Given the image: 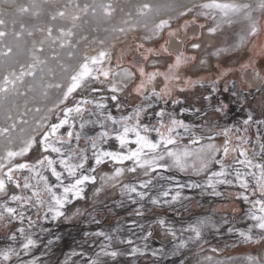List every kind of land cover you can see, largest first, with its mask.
<instances>
[{"label": "snow or ice", "instance_id": "6c2138e0", "mask_svg": "<svg viewBox=\"0 0 264 264\" xmlns=\"http://www.w3.org/2000/svg\"><path fill=\"white\" fill-rule=\"evenodd\" d=\"M75 7L79 8V5ZM87 7L85 5L83 10H86ZM195 7L200 10L198 14L205 18L211 17L213 20L219 18L216 26L209 28V32L213 34L221 25H231L234 22V17L243 16L246 18L250 22L249 28L246 35L240 36L237 46L244 44L251 37H256L259 32L257 21L251 15L254 9L250 3L239 2V0H203ZM35 8V5L20 6L18 12L20 14L32 12L33 15H39ZM101 8L105 16H111L113 9L110 4L101 5ZM150 8L151 6L148 4L143 5V9ZM256 9L264 12V0H258ZM192 11V8H187L180 15L186 16ZM68 16L67 11L59 10L51 15V20L65 19ZM79 18V15L71 14L72 21ZM195 23V18L185 20L182 28L187 31L189 25ZM200 27L203 28L204 25L201 24ZM5 28L6 21L0 18V40L9 35ZM20 29L18 32L13 31L16 40H20L25 33L23 24L20 25ZM165 29H168L167 34L169 36L177 34L171 30L170 21L166 19H161L151 31L153 35H158ZM39 30L45 32L46 39L52 40V43L61 40L60 47L62 48L65 46L62 38L73 34L70 29L65 30L61 27L58 29L60 36L52 39V27ZM115 30L125 31L124 28ZM27 35L32 36L33 32L27 31ZM151 38L148 37V39ZM193 39H196V37H193ZM43 43V40L40 41L41 46L36 47L35 42H33L30 63L21 64L18 71L12 69L0 76V97L6 98L9 93L16 91L17 83H24L26 76L33 78L36 76L37 65L45 63L37 55V53L44 51ZM199 47L200 44L198 43L192 44L193 49ZM136 51L140 53L144 61H147L149 56L153 54L173 55L167 47V41L160 46L159 53H155L152 48H145L143 44L137 45ZM12 53L13 48L8 46L5 51L0 52V55L8 57ZM219 54L220 52H217V55ZM195 59L194 56L189 57L180 52L174 56L173 62L168 64L166 72H160L159 70L146 72L143 66L137 67L140 82L135 85L133 90L149 103L146 106L143 103L137 105L130 115L119 118L113 116L110 111H107L108 105L105 102L107 99L105 97H101L99 100L82 97L73 106L65 107L62 110L63 118L59 119L58 123L46 126L38 122V129L45 128L42 133H38L39 139H37V135H29L27 138L21 139L18 148H5L3 154H0V225L9 229L7 239L11 243L0 248V264H11L14 257L19 261L22 253L28 255L33 248H36L38 241L34 238L35 233L31 230L36 227L41 219L48 220L50 217L52 221H58L65 217L66 206L71 204L73 200L83 199L85 187L89 183L96 182V176L93 173L96 172L97 167L108 163L116 166L113 175L105 177V179L112 181H117L124 175L126 170L132 173L137 172L138 169L142 170L143 175L148 179L139 181L138 185L122 184L121 194L127 196L133 204L147 200L157 207L171 205L178 201L181 198V192L177 190L175 194H171V188H164L161 185L160 190L152 195V189L156 187L153 181L157 179V176L152 174L169 172L172 169L186 172L189 167L194 170L195 175L207 173L203 183L178 184L177 187L180 189L184 187L199 188L211 196L226 199L234 198L248 205L244 218L252 223L249 224L247 230L229 227L227 231L229 233L236 232L240 238L247 242L259 243L264 241V119H256L251 112H248L246 118L242 121V126L223 127L217 133V135L224 137L221 145L209 143L196 150L195 155L199 161L198 166L195 163L189 164L188 162L194 154L191 150L187 147L184 149L175 147L179 139L182 138L178 130L182 129L185 133L195 135L192 132L191 125L177 119L165 108H161L154 113L155 124L143 122L142 118L147 116L149 109L153 108L151 101L154 98L162 100L166 105L169 101L172 105L183 103L178 98L172 99L173 90L170 85L172 81L180 80V68L191 61H195ZM110 60V54L106 50L99 51L95 56H84L79 65L69 73V83L56 106L59 107L60 104H65L69 97L78 89L83 88L89 80L100 81L101 83L104 81L110 82L108 89L112 93L110 99L114 102L118 101L117 93L128 87V81L136 73L127 69L113 71L111 67L105 66L106 62L110 64ZM201 63L205 62L201 61ZM248 66L250 64L245 65V67ZM117 67H119V61H117ZM225 75H227L226 71L220 74V78L212 81L210 93L204 97L210 104L213 95L220 93L221 90L218 85L220 79ZM101 77L103 80H101ZM115 77H121V79L116 81ZM157 77H163L164 80V86L159 91L155 87ZM185 83L193 84L194 82L191 78H187ZM148 85H153V87L149 89ZM48 87L62 88L65 86L57 83L48 85ZM201 87H203V84H201ZM185 90L183 87L179 89L181 92ZM92 91L99 92L100 89L94 87ZM223 92L228 93L229 89L225 87ZM236 95L235 92H231L232 97ZM231 103V99L227 97L217 100L213 105L214 111L221 117H226L231 110ZM89 105L93 107L89 108ZM116 107L119 108V104ZM182 111H188V109ZM195 112L199 113L200 109L196 108ZM93 116L96 119H91ZM8 119H11V116ZM21 122L27 123V121ZM90 125H98L100 131L94 135H89L86 129ZM65 126L68 130L65 134H60V130L64 129ZM252 126H255L254 144L253 137L248 135ZM15 127V124L11 125V128L14 129ZM8 132L9 128H0V135ZM151 133H155L156 136L152 137ZM234 133H243V135L233 136ZM209 139H212V137H209ZM81 140L84 141L85 147H80ZM110 140H115L118 143L117 149L109 150L103 147ZM73 142H75V147ZM9 143L11 144L12 141H9ZM191 143L199 144L200 138H193ZM37 145H39L43 154L35 162H21L19 160V158L26 157ZM89 146L91 156L88 155ZM53 154L55 155L53 156ZM89 160L92 161V164H89ZM129 162L132 166L125 168L124 166ZM212 165H217L218 169L210 170ZM45 173H50L54 180L50 181L49 175ZM165 179L171 181L173 177L159 175V180ZM222 188L223 191L220 190ZM231 189H236L234 194L230 191ZM142 208L143 204H141L140 209H136L135 214L137 216L144 215ZM30 210H34L35 219L33 215L28 214ZM227 222L225 220V223ZM14 223H18L19 226L15 227V230H11ZM210 223V220H200L194 225L183 228L182 232H188L191 235L186 239H179V242L174 244L173 254L185 248L189 243L199 242L202 239L203 229L209 226ZM157 224L174 240L178 239L176 231L173 230L166 219H158ZM140 227L143 228L142 225ZM41 231L48 232L49 230L41 228ZM93 235L103 237L107 243H101L99 251L91 257L84 252H73L72 255L81 257V264H108L109 259L115 261L117 257L125 254L113 247L114 237L112 235L105 232H97ZM151 236L152 232L147 231L143 239L147 241ZM56 239H59V237H56ZM116 239L119 240V238ZM17 242H19L18 247L16 246ZM52 243V240L48 241V245ZM119 243L134 244L131 239L119 240ZM146 248L147 245L145 244ZM144 251V249L133 246L127 255H143ZM159 251L163 252V249ZM213 251H216V249H213ZM151 254L156 256L157 251H153ZM246 260L247 264H264V259L258 256H248ZM28 264H37V261L33 259Z\"/></svg>", "mask_w": 264, "mask_h": 264}, {"label": "rangeland", "instance_id": "374dc122", "mask_svg": "<svg viewBox=\"0 0 264 264\" xmlns=\"http://www.w3.org/2000/svg\"><path fill=\"white\" fill-rule=\"evenodd\" d=\"M202 2L203 0H0V18L6 21L5 30L9 33L7 37L0 40V52L5 51L8 46L13 48V53L8 57L0 55V76L12 69L18 71L21 64L26 65L31 62L33 42H35L36 47H40V41H44L42 45L44 51L37 53V55L45 61V63L37 65L34 78L26 76L24 83H17L16 91L9 93L6 98L0 97V128H9L8 133L0 135V154H3L7 147L18 148L21 139L27 138L29 135H37V139H39L38 133H42L45 128L38 129V122L46 126L58 123L59 119L63 118L62 110L65 107L73 106L82 97L95 100H99L101 97L107 98L105 101L108 105L107 111H110L117 118L130 115L137 105L143 103L146 106L149 101H145L142 96L137 95L133 90L135 85L140 82L137 67L143 66L146 72L156 70L166 72L168 64L172 63L174 56L180 52L189 57H196L195 61H191L180 68V80H174L170 85L173 90L172 99L178 98L183 103L172 105L169 101L166 105L162 100L154 98L151 101L153 108L149 109L147 116L142 119L145 123L155 124L154 113L161 108H165L177 119L191 125L192 132L195 135L185 133L182 129L178 130L182 138L175 146L179 149L187 147L194 153L188 161L189 164L195 163L198 166L199 161L195 155L196 150L209 143L221 145L224 137L217 135V133L225 126H242V121L246 118L248 112H251L256 119H264V12L256 9L258 0H239V2L253 5L254 10L251 15L257 21L259 28L256 37L247 39L244 44L239 46H237L239 38L247 34L250 23L243 16L234 17V22L231 25H221L216 31L217 33L213 35V39L210 38L212 39L211 42L205 44L208 42L204 40V36H209V28L215 27L219 18L213 20L211 17L205 18L199 15L200 10L195 9V6ZM109 4L112 6L113 11L111 16H105L101 5ZM145 4L150 5L151 8L143 9ZM31 5L36 6L35 11H38L39 15H33L32 12L25 14L18 12L20 6ZM76 5H79V8H76ZM85 5L88 7L83 10ZM187 8H192L193 11L186 16H181L180 13L186 11ZM59 10L67 11L69 16L65 19L57 18L56 21H52L51 15ZM71 14L79 15L80 18L72 21ZM193 18H195L196 23L190 24L187 31H184L182 28L184 21ZM161 19L170 21L171 30L177 33L175 36H169L167 34L168 29H165L160 35H153L151 29ZM21 24L25 26V33L20 40H16L13 31H20ZM201 24L204 25L203 28L200 27ZM47 27L53 28L52 39L60 36L58 29L61 27L65 30L70 29L73 34L62 38L65 44L62 48L60 47L61 40L52 43V40L46 39V33L39 30ZM119 28H124L125 31L115 30ZM27 31H32L33 35L28 36ZM194 32L197 33L194 34ZM148 37L152 38L148 39ZM174 37L179 40L184 39L185 42L179 51L170 47L174 52L170 51L173 54L172 56L153 54L149 56L147 61H144L140 53L136 51L137 45L143 44L145 48H152L155 53H159L160 46L168 39H176ZM193 37H196V39H193ZM193 43H198L200 46L203 44L204 47L195 51L192 49ZM101 50H106L110 54V64L106 62V67H111L113 71L127 69L136 73L128 81L125 94L121 97L118 96V101L114 102L110 99L112 93L106 92L102 86H99L109 85L110 82L104 81L101 83L100 81L89 80L83 88L73 93L65 104H60L57 107L56 105L69 83V73L79 65L84 56H95ZM217 52H220V54L217 55ZM117 61H119V67H117ZM201 61L205 63H201ZM153 64L158 66L153 67ZM249 64L250 66L245 67ZM225 71L227 75L220 79L218 85L221 91L213 95L210 104L204 97L209 95L212 81L220 78V74ZM252 77L261 81L259 88ZM187 78H191L194 83H185ZM114 79L119 81L121 77H115ZM101 80H103L102 77ZM57 83L65 87H48V85ZM201 84H203V87H201ZM163 86V77H157L155 81L157 91L161 90ZM94 87L99 88L100 91L93 92L92 88ZM148 87L151 89L153 85H148ZM182 87L186 89L183 92L179 91ZM225 87L229 89L228 93L223 92ZM231 92H235L237 95L232 97ZM226 97L232 101L231 110L226 117H221L214 111L213 105L217 100ZM117 104H119V108L116 107ZM88 107L92 108L93 106L89 105ZM196 108L200 109L199 113L195 112ZM183 109H188V111H182ZM9 116H11V119H8ZM91 118L96 119L94 116ZM21 121H27V123ZM12 124L16 125L14 129L11 128ZM67 130V126H65L64 129L60 130V134H65ZM254 134L255 126H252L248 135L253 137V144L255 143ZM235 135H243V133H234L233 136ZM151 136L155 137L156 134L151 133ZM209 137H212V139H209ZM193 138H200V143L192 144L191 140ZM9 141H12V143L10 144ZM103 147L114 150L118 148V143L115 140H110ZM39 154L43 153L37 145L26 157L19 158V160L30 162ZM129 166H131L130 162L124 167ZM115 167L111 163L97 167L96 172L93 173L96 176V182L89 183L85 199L72 206L65 214V217H63L65 222L72 223L78 220L89 206H99L110 200L114 196V188L124 180L128 178H145L142 176V170L138 169L139 171L135 173L130 172L127 174L125 172L123 178L121 176L117 181L107 180L106 184L103 185V173L112 172ZM217 169V165H212L210 170ZM169 172H175L177 175L180 173V175L193 180H204L207 175V173L195 175L191 167L186 172H180L176 169ZM120 179L121 182H119ZM220 190L223 191L224 189ZM230 191L234 194L236 189ZM205 194L209 195L207 192ZM210 198L221 199L222 197L211 196ZM225 201L216 206L220 213L226 211L224 206L226 204L228 210H233V215L239 216L240 220L245 219L236 201H233L232 198H227ZM241 203L244 212H246L248 205ZM77 210L79 212L75 213ZM240 227L244 231L247 230L245 226ZM214 228H217V226H213ZM220 231L212 230V233L209 234L210 238L201 245L205 240L203 235L197 249L179 262L171 264H247L246 258L248 256L260 257L262 254L264 241L259 243L247 242L235 232L229 233L226 231V237L211 241ZM66 236L65 239L69 241L75 240L76 237L73 235ZM79 247L81 249L83 246ZM213 249H216V251H213ZM143 257L150 258L146 255ZM74 259L76 263L77 256Z\"/></svg>", "mask_w": 264, "mask_h": 264}, {"label": "crops", "instance_id": "0c3cea01", "mask_svg": "<svg viewBox=\"0 0 264 264\" xmlns=\"http://www.w3.org/2000/svg\"><path fill=\"white\" fill-rule=\"evenodd\" d=\"M97 126L90 125L86 131L89 135H94L98 131ZM73 146L75 147V142H73ZM80 147H85L83 140L80 141ZM41 155L42 154H39V156L33 158L30 162H35ZM54 155L55 154H53V156ZM88 155L91 156L90 146ZM89 164H92L91 160H89ZM45 174L49 175L50 181L54 180L50 173ZM152 175L157 176V179L153 181L156 187L152 189V195H155L160 190V186L163 185L164 188L172 189L171 194H175V192L179 190L181 192V198L171 205H164L162 207L154 206L147 200L133 204L127 196L121 194V185H138L139 181L148 179V177L128 178L114 188V196L110 200L103 202L99 206H89L85 213L72 223L65 222L63 218L58 221H52L50 217L48 220L41 219L36 227L31 230L35 233L34 238L37 239L38 246L33 248L28 255L22 253L19 261L14 257L11 264H21V262L22 264H28V262L33 259L37 261V264H81V257L79 256H77L75 263V255L72 256L73 252H84L87 256L91 257L94 256L95 252L99 251V245L101 243H107L104 241L103 237L93 235L97 232H105L112 235L114 237L112 242L113 247L125 253L117 257L115 261L109 259L108 264H141L139 260L145 255L151 258V262L146 264H171L173 262H179L182 258H185L199 247V242L189 243L185 248L173 254L174 244L178 243L179 239H186L191 235L188 232H182L183 228L194 225L200 220H210L211 228H208V233L203 236L205 240L201 245L210 238L209 232L212 230L213 225H218L221 231L217 233L211 241L226 237V231L229 227L237 229V224L241 222L239 216L233 215V210H228L226 204H224L226 211L222 213H220L219 209L216 207L219 203L226 202V198L211 199V196L206 195L205 192L199 188L184 187L180 189L177 187L178 184L187 185L189 183H203L204 180H193L180 175V173L177 175L175 172H160ZM159 175L165 177L171 176L173 179L171 181L166 179L159 180ZM88 186L89 184L85 187L83 199H76L73 200L71 204H68L65 208V214H67L72 206L85 199ZM232 199L238 203L241 214L244 215L245 212L242 203L234 198ZM141 204H143L141 210L144 212V215L137 216L135 211L136 209H140ZM28 214L33 215L35 219L34 210H30ZM160 218L166 219L177 233L178 239L174 240L173 237H171V241L168 245H160L150 239L147 241L143 239L147 231H150L152 225L157 223V220ZM225 220L228 222L225 223ZM251 223L250 221V224ZM141 225L143 228L140 227ZM18 226V223H14V225L11 226V230H15V227ZM41 228H46L49 231L42 232ZM8 231V228L0 225V248L6 247L11 243L7 239ZM86 233L88 235H85ZM66 235L76 236L75 240H66ZM56 237H59V239H56ZM116 238H119V240L131 239L134 244H122L119 243V240ZM49 240L53 241L51 245H48ZM145 244L147 245L146 249ZM18 245L19 242H17L16 246L18 247ZM79 246L83 247L80 249ZM133 246L144 249V254H137L135 256L127 255ZM160 249H163V252H160ZM153 251H157L156 256L151 254Z\"/></svg>", "mask_w": 264, "mask_h": 264}, {"label": "flooded vegetation", "instance_id": "af4514ba", "mask_svg": "<svg viewBox=\"0 0 264 264\" xmlns=\"http://www.w3.org/2000/svg\"><path fill=\"white\" fill-rule=\"evenodd\" d=\"M163 33V32H162ZM162 33H160V34H162ZM195 33H197V32H194V34ZM160 34H158V35H160ZM205 37V36H204ZM184 42H185V40L183 39V40H179V39H172L171 40V45H170V47L172 48V49H174V50H176V51H179L181 48H182V46H183V44H184ZM202 47H204V45L203 44H201V46L198 48V49H193V50H195V51H197V50H200ZM154 66H158L157 64H153V67ZM252 80L254 81V83L258 86V88L260 87V84H261V81L258 79L257 80V78H255V77H252ZM99 86H102L104 89H105V91L106 92H108V93H111L108 89H109V87H110V84L109 85H99ZM121 87H122V85H121ZM126 90H127V88H123V90L121 91V92H119V93H117V95L119 96V97H121V96H123L124 94H125V92H126ZM98 127V126H97ZM98 131H100V129H99V127H98ZM97 131V132H98ZM132 166V165H131ZM131 166H129V167H131ZM115 170V169H114ZM114 170L112 171V172H108V173H103V179H102V183H103V185H105L106 184V182H107V180L108 179H105V177H111L112 175H113V173H114ZM137 171H139V170H137ZM125 172H127V174L128 173H130V172H128L127 170L125 171ZM142 172V171H141ZM125 174V173H124ZM206 174V173H205ZM205 174H203V176L205 175ZM124 176V175H123ZM123 176L121 177V178H123ZM142 176L143 177H145L144 175H143V173H142ZM122 180L120 179L119 180V182H121ZM99 191H101V190H99ZM79 211L77 210L75 213H78ZM242 216H244V215H242ZM250 224V221H248L247 219H245V220H241V222L239 223V224H237V226H236V228L237 229H240V230H242L243 228L242 227H240V226H245V227H248V225ZM211 228V224H209V226H207V227H205L204 229H203V232H202V236L203 235H205L206 233H208V231H209V229ZM247 229V228H246ZM212 230H219V226L217 225V228H214L213 229V227H212ZM212 230L209 232L210 234L212 233ZM257 232H258V230H257Z\"/></svg>", "mask_w": 264, "mask_h": 264}, {"label": "built area", "instance_id": "2783aa9c", "mask_svg": "<svg viewBox=\"0 0 264 264\" xmlns=\"http://www.w3.org/2000/svg\"><path fill=\"white\" fill-rule=\"evenodd\" d=\"M205 176V175H204ZM150 231L152 232V236L149 237L150 240L156 242L160 245H168L171 241V236L166 234L165 230L162 229L158 224H154ZM151 259L147 257H143L140 260L141 264L150 263Z\"/></svg>", "mask_w": 264, "mask_h": 264}, {"label": "bare ground", "instance_id": "6f19581e", "mask_svg": "<svg viewBox=\"0 0 264 264\" xmlns=\"http://www.w3.org/2000/svg\"><path fill=\"white\" fill-rule=\"evenodd\" d=\"M195 9H197V7H196ZM215 33H217V32H215ZM215 33H214V34H215ZM214 34L209 32V36L207 35V36L204 37V40H205L206 42H208V43H205V44H209V43L211 42L210 40L213 39V35H214ZM210 38H212V39H210ZM261 253H262V254L260 255V258L264 259V249L262 250Z\"/></svg>", "mask_w": 264, "mask_h": 264}, {"label": "water", "instance_id": "95a60500", "mask_svg": "<svg viewBox=\"0 0 264 264\" xmlns=\"http://www.w3.org/2000/svg\"><path fill=\"white\" fill-rule=\"evenodd\" d=\"M170 45H171V41L168 39L167 40V47L169 49V51H172L171 48H170ZM173 52V51H172ZM174 53V52H173Z\"/></svg>", "mask_w": 264, "mask_h": 264}]
</instances>
